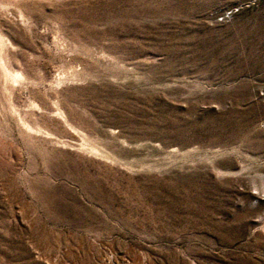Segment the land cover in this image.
I'll return each instance as SVG.
<instances>
[{
	"label": "rangeland",
	"instance_id": "1",
	"mask_svg": "<svg viewBox=\"0 0 264 264\" xmlns=\"http://www.w3.org/2000/svg\"><path fill=\"white\" fill-rule=\"evenodd\" d=\"M0 264H264V0H0Z\"/></svg>",
	"mask_w": 264,
	"mask_h": 264
}]
</instances>
